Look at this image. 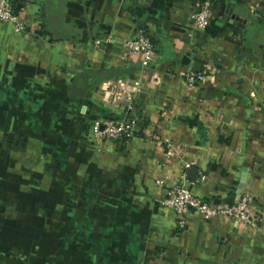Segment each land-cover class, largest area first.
<instances>
[{
	"label": "crops",
	"instance_id": "0c3cea01",
	"mask_svg": "<svg viewBox=\"0 0 264 264\" xmlns=\"http://www.w3.org/2000/svg\"><path fill=\"white\" fill-rule=\"evenodd\" d=\"M9 1L27 31L0 24V264H264V0ZM141 31L144 73L121 47ZM137 81L135 136L94 142ZM173 184L216 205L247 193L262 222L189 213L177 230Z\"/></svg>",
	"mask_w": 264,
	"mask_h": 264
},
{
	"label": "built area",
	"instance_id": "2783aa9c",
	"mask_svg": "<svg viewBox=\"0 0 264 264\" xmlns=\"http://www.w3.org/2000/svg\"><path fill=\"white\" fill-rule=\"evenodd\" d=\"M209 16V5L207 2H202L198 9L191 13L192 26L200 30L206 28L209 23ZM0 24L9 25L15 33L27 31V26L21 20L19 12L14 13L12 11L9 0H0ZM121 47L125 53L135 55L138 58L140 73H144L153 61L154 46L148 34L144 31L139 32L133 39L124 41ZM182 81L187 88H194L203 83L204 76L201 73L186 72L182 75ZM137 84L138 81L133 85L135 91L125 96L124 111L121 117H111L92 122L90 130L94 142L106 141L124 144L135 136L139 127V122L133 115ZM184 168L187 169L188 166ZM203 179L204 176L199 174L198 181L202 182ZM156 183L163 186L162 180H157ZM251 202V197L247 193H243L239 200L233 204L216 205L192 195L182 184H173L167 187L165 198L162 200V204L172 211L177 230L183 229L185 217L189 213L196 215L201 220L225 218L248 228L258 229L262 218L260 215L251 212Z\"/></svg>",
	"mask_w": 264,
	"mask_h": 264
},
{
	"label": "rangeland",
	"instance_id": "374dc122",
	"mask_svg": "<svg viewBox=\"0 0 264 264\" xmlns=\"http://www.w3.org/2000/svg\"><path fill=\"white\" fill-rule=\"evenodd\" d=\"M34 162V160H32ZM68 217V216H67ZM71 219V216L69 217ZM67 220L66 216H65V221ZM69 223H71L70 220H67ZM67 224V223H66ZM69 227L72 228L71 224H69ZM77 231H74V233H76ZM54 233V232H53ZM72 239L68 238V236H66V239H65V243L66 245L64 246V253L67 255V256H70V257H73L75 256V258H78V256L82 259L83 258V253H85V251L87 252V247H81L80 250H79V254L77 253L76 251V247H73L72 246ZM85 250V251H84ZM81 254V255H80ZM86 254V253H85ZM86 256V255H85ZM85 258V257H84Z\"/></svg>",
	"mask_w": 264,
	"mask_h": 264
},
{
	"label": "trees",
	"instance_id": "16d2710c",
	"mask_svg": "<svg viewBox=\"0 0 264 264\" xmlns=\"http://www.w3.org/2000/svg\"><path fill=\"white\" fill-rule=\"evenodd\" d=\"M10 4H11V7H12V11L14 13L19 12V9H18V6L16 5V3L10 1ZM138 125H139V123H138Z\"/></svg>",
	"mask_w": 264,
	"mask_h": 264
},
{
	"label": "water",
	"instance_id": "95a60500",
	"mask_svg": "<svg viewBox=\"0 0 264 264\" xmlns=\"http://www.w3.org/2000/svg\"><path fill=\"white\" fill-rule=\"evenodd\" d=\"M243 181H244V178L242 179V183H243ZM239 187L242 188V185H240Z\"/></svg>",
	"mask_w": 264,
	"mask_h": 264
}]
</instances>
